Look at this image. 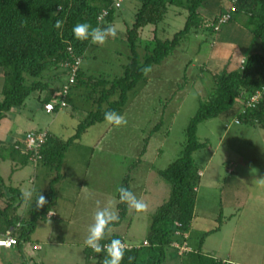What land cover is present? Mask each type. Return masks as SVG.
I'll return each mask as SVG.
<instances>
[{
    "label": "rangeland",
    "instance_id": "1",
    "mask_svg": "<svg viewBox=\"0 0 264 264\" xmlns=\"http://www.w3.org/2000/svg\"><path fill=\"white\" fill-rule=\"evenodd\" d=\"M218 1L223 11L214 13L210 6L199 10L206 20L211 21L231 6L229 0ZM137 8L134 0H123L120 8L114 9V20L106 25L115 28L116 36L109 37L102 45L91 43L86 48L78 84L70 87L66 108L50 114L43 108L44 100L67 82L66 72L51 67L42 78L26 76L27 84L40 81L49 87L34 91L21 107L5 113L0 120L1 148L6 147L2 143L7 145L13 139H22L28 132L47 131L53 140L50 145L65 144L79 133L88 116H93L92 112L98 108L105 110L110 102L118 100L117 91L108 101L99 104L103 90L111 87L110 82L123 77L131 62L127 31L134 23ZM186 17L185 10L170 8L165 21L157 28V37L171 39L183 29ZM233 25L230 21L221 27L225 38L231 34L228 30ZM154 28L148 25L138 30L137 51L141 61L146 53L145 44L155 35ZM219 33H207L203 28L197 34L190 32L160 65L152 66L145 73V81L128 92L127 102L119 111L126 123L114 125L104 120L86 127L63 152L59 168L41 162L33 165L26 157V162L24 159L22 164L18 162L17 171L9 177L14 161L4 151V159L0 160L3 181L0 191L4 194L0 199V221L5 222L8 217L16 226L19 220L28 221L30 207L38 195L43 196L52 189L56 193L49 208L55 217L46 215L45 219L38 220L30 241L19 247H25L31 254L27 259L21 257L24 263L97 264L99 257H87L85 252L88 229L100 208L110 207L119 216L118 188L127 177L130 190L143 200L146 208L137 212L128 205L125 220L119 226H110L105 238L116 235L131 246L144 243L152 215L170 196V186L160 172L180 156L186 143V128L199 102L210 98L215 89L214 76L223 72L221 67L213 71L211 66L204 65V57L215 49V39L223 36ZM237 66L241 68L238 63ZM96 81L102 84L97 86ZM3 84L4 72L0 69V102ZM241 107L242 101L237 100L229 114L198 125L197 138L205 147L193 154L200 181L187 245L190 251H195L202 235L213 230L203 241L205 256L236 264H261L264 259V129L235 124ZM13 189L23 193L24 199L16 195L12 199L9 191ZM37 244L40 250L35 249ZM175 245L166 248L162 264H189V256L179 255Z\"/></svg>",
    "mask_w": 264,
    "mask_h": 264
},
{
    "label": "trees",
    "instance_id": "2",
    "mask_svg": "<svg viewBox=\"0 0 264 264\" xmlns=\"http://www.w3.org/2000/svg\"><path fill=\"white\" fill-rule=\"evenodd\" d=\"M134 1L138 3V8L134 23L127 31V44L132 54L131 62L126 66L125 75L110 82L111 87L108 90H103L99 104L101 106L108 101L109 97L117 91L118 100L110 102L105 110L98 108L96 112H92L90 115L93 116H88L89 120L87 119L81 125L79 133L65 144L50 145L53 140L48 136L47 143L41 151V163L59 168L63 152L79 137L80 132L97 121H104V114L108 111L119 114L127 102L128 92L133 90L140 81L146 80L144 69L160 65L190 32L197 34L202 28L207 33H218L221 30L215 31L213 27L205 26L206 19L199 10L208 0ZM112 3L113 0H0V69L4 72L0 120L13 108L21 107L31 93L49 87L48 83L40 81L27 84L26 76L42 78L43 73L51 67L65 72L61 65L71 60L68 48L72 49L74 56L82 58L86 48L92 42L76 40L72 34L73 26L87 22L92 27H106L114 20ZM172 7L185 10L186 21L183 29L175 33L171 39L162 40L157 37L156 31L165 21ZM104 10L108 13L102 21H99ZM230 15V21L238 22L259 41L260 51L250 53L244 59L241 68L230 72L223 71L214 76V92L206 102H199L198 110L186 128V143L180 156L167 169L160 172L170 186V196L152 215L149 234L145 240L147 245L141 244V246L128 248L121 264H162L165 260L166 248L175 242L178 244L187 242L194 220L196 192L200 181L193 154L205 147V144L200 143L197 138V128L200 123L222 114H229L236 101L241 100L242 107L236 114L235 120L239 124L259 126L264 129V0H238ZM148 25L155 27V35L145 44L146 53L141 61L137 51L138 30ZM78 78L79 71L74 85L78 84ZM91 81L92 79L88 82ZM99 82L96 81L94 84L97 86L102 84ZM256 92L261 93L259 102L254 107H246V101ZM52 99L53 95L47 97L44 103ZM13 152L19 151L13 148ZM3 158L0 152V160ZM23 159L25 163L26 157ZM129 181V177L124 179L122 186L130 190ZM0 183H2L1 180ZM17 192L11 191L12 199L15 195L20 196ZM55 195L52 189L43 195L45 198L43 206L37 208L34 203L29 210L31 218L21 222L20 227L14 225L11 219L8 220L9 226L14 228L13 235L17 239V246L30 241L36 222L45 219L46 215L48 217ZM118 208L119 220L111 226H119L126 218L128 205L119 200ZM211 232L214 231H208L202 235L198 249L186 253L189 256V264H236L211 259L202 253L205 236ZM175 237L179 239L175 240ZM116 238L121 239L116 235H111L108 239L104 236L101 243L107 244ZM85 252L87 257L97 255L99 257L97 264H103L104 252L98 254L89 247L85 249Z\"/></svg>",
    "mask_w": 264,
    "mask_h": 264
},
{
    "label": "crops",
    "instance_id": "3",
    "mask_svg": "<svg viewBox=\"0 0 264 264\" xmlns=\"http://www.w3.org/2000/svg\"><path fill=\"white\" fill-rule=\"evenodd\" d=\"M223 5H225V3ZM206 6H210L211 8L213 7L212 12H214V13L223 11V9L221 10V5L219 4L218 0H216V2L209 0L201 9H205ZM226 6H227V4H226ZM224 9H225V7H224ZM233 24L234 25H233L232 29L228 30L231 32V34H227L228 36L226 38L223 35L224 33H221L222 31L220 30V33L223 36L219 35L220 37H217L215 39V45H214L215 49L211 50L210 53H208V55L206 57H204V65L205 66L207 65V67L211 66V69L213 71L214 70L217 71V69L219 67H221L220 70H222V71L227 70L229 72V71L236 70L238 67L237 63L240 66V61L244 60L250 53L260 51L259 41L246 28H244L238 22L233 21ZM202 62H203V60H202ZM208 70H210V69L208 68ZM212 70H210V71H212ZM23 139L24 138L13 139L11 142L7 141L8 142L7 145L5 143H2V146H6L7 148L6 147H3V148L0 147L1 148L0 152L3 154L5 151L7 153L6 155H8V157H10L14 161V165H13L14 169L12 170L9 177H11V175L17 171L18 162L22 164V160H23L24 156H22L20 154V152H13V148L15 149V145L21 146ZM3 156H4V154H3ZM16 160H17V162H16ZM0 180H1V177H0ZM3 186H4V184H3ZM13 190H16V189H13ZM9 192H11V190ZM17 193H18V195H20L18 197L22 198V200H23L24 194L20 193L19 191ZM3 195H4L3 192L0 191V199ZM22 203H23V201L18 205L21 206ZM0 204H2V203L0 202ZM0 211H1V209H0ZM7 218H5V222L0 221V233H3L7 229L13 228V226H9L8 220H10V219L9 218L7 219ZM11 220L13 223V219H11ZM23 221L24 220H19L17 222L18 223L17 227H20L22 225L21 222H23ZM49 239H50V236H49ZM23 244L24 243L14 247V248H10V249H0V264H26L22 260L27 259V257L29 258L31 256V254H29L30 253L29 250H25V247L19 248ZM40 248L41 247L38 244L35 245V249L40 250ZM17 250H20V251L22 250L21 251L22 253H18ZM22 256H24L23 259H21ZM262 260H263V263H261V264H264V259H262ZM30 262L33 263L32 261H30Z\"/></svg>",
    "mask_w": 264,
    "mask_h": 264
},
{
    "label": "clouds",
    "instance_id": "4",
    "mask_svg": "<svg viewBox=\"0 0 264 264\" xmlns=\"http://www.w3.org/2000/svg\"><path fill=\"white\" fill-rule=\"evenodd\" d=\"M59 26V24H57ZM72 34L76 40L85 41L90 40L92 43L102 45L109 37L116 36L115 28L108 27H92L89 23H77L73 26ZM149 71L148 68L144 69ZM104 120L109 124L121 125L126 123V120L121 114L115 111H108L104 114ZM118 198L121 202L129 205L134 211L140 212L145 210L146 204L143 200L138 199L132 191L126 187L118 188ZM28 195H31L29 193ZM45 204V198L38 195L36 207L39 208ZM119 216L110 207L100 208L96 211L94 222L88 229V235L85 240L87 247L92 249L95 253H105L103 264H121V260L125 251L130 247L129 244L123 242L121 239H112L107 244H102L106 230L111 226L112 222L118 221Z\"/></svg>",
    "mask_w": 264,
    "mask_h": 264
},
{
    "label": "built area",
    "instance_id": "5",
    "mask_svg": "<svg viewBox=\"0 0 264 264\" xmlns=\"http://www.w3.org/2000/svg\"><path fill=\"white\" fill-rule=\"evenodd\" d=\"M123 0H113L111 9H118L121 6ZM238 0H232L231 6L222 14H219L216 16V18L212 19L211 21L206 20V27H213L215 31H219L223 25H226L230 19L231 15L230 12L234 10V4ZM108 11L104 10L100 17L99 21H102V19L107 15ZM68 51L71 55V60L66 61L62 63L61 67L65 70L67 74V82L63 85L62 89L58 92H55L53 94V99L49 101L48 103H44L43 108L44 111L48 114L55 112L56 110H62L67 107V97L69 95L70 87L74 85L77 78V73L79 71V67L81 64V58L76 57L73 55L72 49L68 48ZM244 63V60L240 61V66L242 67ZM261 98V93L256 92L252 97H250L246 101V107H254L255 104L259 102ZM235 124H239L237 120H235ZM48 132H28L25 134L24 139L21 143V146L15 145V149L20 152V154L24 157H27V159L33 163V165H37L42 160V154L41 151L44 148V146L47 143L48 140ZM48 217H55L54 212H49ZM13 228L5 230L3 233H0V249H10L17 246V239L13 235ZM176 248L179 250V255H184L190 250L188 249L187 242H184L183 244H178L175 242ZM143 245H147V242L144 241ZM129 248H132L130 245Z\"/></svg>",
    "mask_w": 264,
    "mask_h": 264
}]
</instances>
